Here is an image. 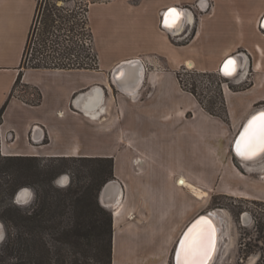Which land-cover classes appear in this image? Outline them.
Masks as SVG:
<instances>
[{
    "label": "rangeland",
    "instance_id": "rangeland-1",
    "mask_svg": "<svg viewBox=\"0 0 264 264\" xmlns=\"http://www.w3.org/2000/svg\"><path fill=\"white\" fill-rule=\"evenodd\" d=\"M90 1L108 3L112 0ZM201 1L193 0L189 4L183 5V8L190 11L192 21H185L180 33L182 35L175 36V34L163 30L173 36H169L173 40L171 43L187 46L177 51L165 50L161 41H151L152 33L148 35L146 32L144 38H141L139 34H143L142 29L137 30L132 24L124 22V16L123 21L119 20L118 15L122 14L119 4L113 7L114 14H109L104 8L94 7L91 11L94 36L91 50L93 55L98 54V58L100 57L102 60L135 54H158L157 57L165 55L167 57L164 59L163 66L166 69H172L173 60L183 62L188 59L193 61L191 68L183 66L176 72L180 73L183 86L186 90L194 89L198 94L199 101L213 112L211 115L218 116L222 122L227 124V103L231 107H239L264 93V90L260 89L257 84L254 85V81L258 80V76L255 77V75L264 72V29L260 26V21L264 17V0H205L206 5L203 8ZM65 4L61 1L58 2V6ZM69 6L67 5V7ZM197 30H199L203 41H192ZM56 47L53 46L48 52L55 50ZM50 53L55 55V52ZM235 54L242 55L244 66L235 76L229 75L226 79L219 73L220 64L226 57ZM26 64H30V62L28 61ZM153 66L148 65L149 70L154 68ZM27 67L28 65L24 68ZM253 85L254 87L250 88ZM170 86L168 83L165 86H160L150 100L145 99V102L139 105L124 107V115L117 128L119 130L122 127L130 134H126L118 143L115 141L117 133L100 134L96 127L89 128L88 132L79 136L82 139L77 137L78 139L75 141L77 144L86 146L87 150L114 154L112 155V157L116 156L113 160L114 172L117 169L118 173L123 174L127 179L126 183L129 187L128 190L125 189L127 208L123 216H126L131 222L125 227H119L116 235L114 234L113 264H153V260L148 258L159 249L162 243L168 241L171 228L169 218L166 221L164 219L161 223L156 221V217L163 216L164 209L168 207L149 206L147 200L159 193L165 194L162 195L164 200L169 199L170 183L166 180L168 173L172 172V177L175 179L180 174H186L191 166L192 169L195 168V164L190 163L192 159L185 157L184 147L180 151V143L183 144V142L180 140V135L177 134L183 127L178 121V110L190 106L191 102H194L189 96L185 97L177 91L168 89ZM164 88L165 91H163ZM188 93L194 97L190 92ZM14 94L27 102H34L38 98L37 89L26 85L23 82V76L15 86ZM195 100L197 99L195 98ZM17 111L19 108L12 109L7 113V123L16 122L19 119L20 114L14 117ZM186 114H188V118L193 115L191 108L187 110L185 116ZM26 116L29 115H26L25 112ZM57 121L67 122L75 128L79 122L78 119L68 116ZM220 125L223 126V124ZM240 127L239 125L235 127V134ZM234 133L233 135L228 134L231 154L233 153L231 141L235 136ZM2 153L0 142V223L5 232L4 240L0 243V255L4 254L2 252L6 245V236L10 235V238L14 239L17 237L13 223L8 220L9 211L17 210L21 215H26L32 212V209H35L44 198L43 186L40 184L41 174L47 173L51 176V183H47V187L63 190L72 184L74 186L87 185L90 181L89 171L93 165L97 164L86 160L68 161L66 163L68 166L62 168L63 161L60 159L39 158L36 164L33 163L36 166L32 171L27 172L25 170L27 167L25 168L22 163L5 160ZM261 158L249 164L255 165L262 160ZM232 162L237 168L236 178L230 182L234 186L235 196L214 194L203 202L202 211L199 214L213 212L219 217L216 222L219 223L221 233L218 250L212 264H258L261 256H264V246L257 240V231L252 217L255 215L257 219L263 218L264 202L254 198H245L244 192L258 193L262 191L264 193V189L249 190L244 185L247 178L243 167H246V164L234 157ZM207 169L204 166L205 172H208ZM254 177H259V175ZM111 180H115V178L113 177ZM23 187L31 190L32 199L30 204L25 207L18 206L13 200L15 193ZM12 189L14 190L12 191ZM150 193L153 194L150 195ZM140 199L144 202L140 206H133L135 203L138 204ZM96 200L100 207L112 215L111 208H115L117 205L115 201H113V206L109 207L107 204L111 202L110 200L106 205L103 203L104 206L99 203L98 194ZM132 206L138 210L133 209V214L127 215L129 210H132ZM141 217L145 218L141 230L146 232L141 231V234H138L135 229H130L129 225H134ZM71 219L72 212L69 211L65 214L63 221L66 223ZM1 233L3 232L0 228ZM43 235L48 247L54 251L51 246L52 237L48 232H44ZM177 238L169 239V244L164 246V251L152 256L156 264H172V251ZM61 247L62 252L65 253V264H70L73 257L82 260L84 258L82 254H85L86 258L84 259L87 264H100L93 257V254L101 249L100 246L90 249L85 244H81L77 248L64 244ZM53 254L55 253L50 255ZM18 262L20 261L13 256L4 255L1 264H16ZM42 264L59 263L56 257L52 256L48 263L43 262Z\"/></svg>",
    "mask_w": 264,
    "mask_h": 264
},
{
    "label": "crops",
    "instance_id": "crops-1",
    "mask_svg": "<svg viewBox=\"0 0 264 264\" xmlns=\"http://www.w3.org/2000/svg\"><path fill=\"white\" fill-rule=\"evenodd\" d=\"M191 1L193 0H112L108 3L94 2L90 5L89 21L91 25V11L94 7L104 8L109 14H114L112 12L115 11L113 7L119 4L122 11V14L118 15L119 20L123 21L124 16V22L132 24L137 30L142 29L144 35L139 34L141 38H144L146 32L148 35L152 33V36H150L153 37L151 41H161L165 50L177 51L187 46L171 43L173 40L170 37L173 36L164 32L160 27L162 13L169 7L183 8L185 3L189 4ZM36 3L37 0H0L1 151L9 156L112 158L114 160L116 156L112 157L114 154L111 152H93L85 149L86 146L75 143L77 137L88 132L89 128L96 127L100 134L117 133L115 141L118 143L122 137L130 134L128 130H124L122 127L119 130L117 128L121 124L124 107L139 105L145 102V99L150 100L160 86H165L166 83L170 84L171 86L168 89L177 91L185 97L189 96L194 102H191L190 106L178 110V121L183 127L177 134L180 135V140L183 142V144L180 143V151L184 147L185 157L192 159L190 163L195 164V168L192 169L191 166L186 174H180L175 179L172 177V172H169L166 177L167 182L170 183L169 199L164 200L162 195L165 194L159 193L150 197L147 203L149 206L161 205L168 207L164 209L163 216L156 217L157 220H155L161 223L164 219L166 221L169 218L171 228L169 239L178 237L175 242L176 245L186 226L193 217H196L202 211V204L205 200L214 194L228 196L235 194L234 186L230 182L233 178H236L237 168L232 162V158L236 157L234 152L232 154L230 152L228 134L233 135L236 126H242L255 112L264 109V106H262L264 105V93L258 98H253L247 103L241 104L239 107H231L227 103L226 112L229 123L226 121L227 124H225L218 116L208 113L194 97H191L188 92L181 88L176 72L183 66L192 67L193 61L191 62L188 59L183 62L173 60L172 69H166L163 66L164 59L167 57L163 54L166 53L162 54L163 57H157L158 54H135L115 57L110 60H102L100 57L98 58L97 54V65L93 69L64 70L21 67L22 53ZM189 14L190 19L187 22L192 21V15ZM181 31L173 34L180 36L182 35L180 34ZM192 41H203L199 30H197ZM132 59H140L149 65L156 66H153L154 68L150 70H144L138 65L128 64L115 74L114 68L118 64ZM256 70L258 69L256 68ZM19 74L23 76V82L26 85L37 89L38 98L36 101L27 102L19 96H15L14 89ZM256 76H258V80L254 81V85L257 84L260 89L264 90V72L262 71ZM163 91H165V88ZM92 95H94L93 100H91ZM17 108H19V111L16 112V115L14 114V117L20 114L19 119L13 123H7V113ZM190 108L194 116L191 115L188 118V114L185 116V113ZM25 112L29 116L25 117ZM66 116L79 120L76 128L67 122L57 121ZM220 124H223V126ZM6 133L7 135H5ZM235 136L231 141V150ZM261 159L255 165H250L252 164L250 163L243 167L247 178L244 185L249 190L253 188L256 190L264 189V177H262L264 156ZM204 166L208 168V172L203 170ZM255 175H259V177H254ZM113 177L122 188V196L118 199L115 207L118 208L117 214H114L115 208L112 209V253L113 238L117 229L125 227L131 222L126 216H123L127 208L125 194V189H129L126 183L127 179L123 174L118 173L117 169L114 172V167ZM188 185L200 191H206L209 198H197ZM106 191L105 197L110 200L114 189L110 187ZM152 194L150 193V195ZM244 194L246 195L245 198L264 200L262 191L258 193L245 191ZM142 202L144 201L140 199L138 204L135 203L133 206H140ZM133 206L127 215L133 214V209L138 210ZM143 220L145 218H139L136 221L137 223L129 225L131 226L130 229H135L139 234L143 231L141 230V226H144ZM150 230L153 232L152 229ZM151 234L154 235V233ZM169 239L159 246V249L152 255L153 257L164 251V246L169 244ZM152 256L148 259L153 260V264H156ZM112 257L111 264H113Z\"/></svg>",
    "mask_w": 264,
    "mask_h": 264
},
{
    "label": "trees",
    "instance_id": "trees-1",
    "mask_svg": "<svg viewBox=\"0 0 264 264\" xmlns=\"http://www.w3.org/2000/svg\"><path fill=\"white\" fill-rule=\"evenodd\" d=\"M66 3L58 6V2ZM90 0H37L33 19L24 45L21 67L28 65L35 69H93L97 65V54L93 55V34L89 21ZM67 5H70L67 7ZM66 6V7H65ZM53 43V44H51ZM53 46L56 49L49 51ZM50 52H55L52 55ZM83 53V55H81ZM46 54V55H43ZM30 64H26V62ZM19 74L16 85L20 79ZM177 78L182 89L180 73ZM15 85V86H16ZM199 101L194 89L186 90ZM199 103L204 109L213 112ZM212 112V113H211ZM2 110H0V119ZM40 157H5L8 161H17L31 172L36 166L33 163ZM63 161L65 168L68 161L86 160L97 163L89 171L90 181L85 186H68L63 190L47 187L51 183V176L41 174L44 198L32 212L21 215L17 210L9 211V218L16 229L17 237L6 236L3 257L13 256L20 262L16 264L48 263L50 257L55 256L59 264H65V253L61 245L77 248L81 244L91 249L100 246L101 249L93 254L96 262L111 264L112 256V216L97 203V194L102 186L113 179L112 158H56ZM30 175H32L30 173ZM14 189H12L13 191ZM72 212V219L64 222L67 212ZM257 240L264 244V224L257 222ZM44 232L52 237L54 251L48 247L44 239ZM97 245V246H96ZM96 249V248H95ZM91 251V250H90ZM95 251V250H93ZM55 253L52 256L51 253ZM74 254V253H72ZM85 255V254H84ZM82 254L84 258H86ZM90 256V255H86ZM83 258V259H84ZM73 257L70 264H87L84 260ZM264 264V256L258 261Z\"/></svg>",
    "mask_w": 264,
    "mask_h": 264
},
{
    "label": "water",
    "instance_id": "water-1",
    "mask_svg": "<svg viewBox=\"0 0 264 264\" xmlns=\"http://www.w3.org/2000/svg\"><path fill=\"white\" fill-rule=\"evenodd\" d=\"M201 5L203 8L206 5V1L202 0ZM173 9H178L182 13L183 15L182 25H184V20L186 18L185 17L186 10L189 11L188 9L180 8V7H169L163 11L160 27L162 30L170 32V33H175L174 32L175 30L170 26V23H169V15L172 13ZM263 24H264V17L261 19V24H260L262 29H264ZM240 58H241L240 54H235V55L226 57L221 63V66L219 67L220 75L226 79H228L229 75L235 76L236 73L240 69L239 66L237 68V64L239 65ZM228 63H231L232 65L231 69L229 70L226 68V65ZM128 64H132L134 66L138 65L142 69H144L142 61L140 59H132V60L125 61V62L118 64L114 68L115 74L117 73L118 70L125 68V66H127ZM263 111L261 110L257 111L254 115L248 118L247 121L243 124L237 136L235 137V140L233 143L232 150L234 153L236 151H238L239 153L240 142L242 140L243 135L248 134V132L246 131L251 121L257 115H261ZM110 187L114 189L113 199L115 201V204H117L118 199L122 196V188L120 184L116 180H110L100 190L99 201L101 204H102V196H105V192L107 193L106 190ZM25 190L29 191L30 194L26 193L24 200H20L19 194ZM30 197H31V190L24 187V188L19 189L16 192L14 200H15V203L17 204H24L25 202L29 200ZM102 206L104 205L102 204ZM210 216H211L210 212L199 214L196 217H194L190 221V223L186 226L181 236L179 237L178 242L173 251L172 264H210L211 263V260H212L211 258L213 256L214 248L218 240H217V233H216L217 228L212 223ZM0 227L3 232V235L0 238V243H1L2 240H4L5 232H4L3 225L1 223H0Z\"/></svg>",
    "mask_w": 264,
    "mask_h": 264
},
{
    "label": "bare ground",
    "instance_id": "bare-ground-1",
    "mask_svg": "<svg viewBox=\"0 0 264 264\" xmlns=\"http://www.w3.org/2000/svg\"><path fill=\"white\" fill-rule=\"evenodd\" d=\"M189 13H190V11H187L186 12V16H185L186 18L184 20V23H185V21H187L188 19H190L189 18L190 17V14ZM182 18H183V15L180 12V10H178V9H173L172 13L169 15V23H170V26L175 30V32H179L182 29V26H183L182 25ZM263 27H264V24H263ZM243 61L244 60H243L242 55H241V58H240V61H239V65L237 64V68H238V66H239V68H243L242 67ZM231 66H232L231 63H228L226 65V68L229 70V69H231ZM93 99H94V95L91 96V100H93ZM263 110L264 109H261V111H263ZM262 114H264V111L262 112ZM262 114L261 115H257L253 119V120H256V123L254 125H252L251 128H250V125L248 126V129L246 131V132H248V134L243 135V137H242V140L240 142L239 153H238V151L235 152V157L238 160H240L243 163H245V164L253 163V162L257 161L258 159H260L264 155V145H262L261 144V141H260V125L262 123H264V122H262L260 119H257V118L261 117ZM253 120L251 121L250 124H252ZM243 124H242V126H243ZM240 129H239V131H240ZM237 134H236V136H237ZM262 177H264V174H263ZM177 182L179 184V181H177ZM188 187H189V189H191V191L195 194V196L197 198L203 199V198H207L208 197L206 191H200L199 189H197V188H195V187H193L191 185H188ZM25 191H23V192H21L19 194V199L20 200H24L26 193L30 194L29 191H26V192ZM112 193H113V195H112V197H110V201L111 202H109V200H104V199H106V197L105 196H102V204L104 203L106 205V203L109 202L107 204V206H109V207H112L113 206L114 192H112ZM111 209H113V207ZM117 211H118V208H115L114 209V214H117ZM210 213H211L210 219H211L212 223L217 228L216 233H217V240H218V242H216V245H215V248H214V252H213V256L211 258L212 260H211V263L210 264H212V262H213V260H214V258L216 256L217 250H218V246H219V235L221 233V229H220L219 223L216 222L217 221V218H219L218 215L216 213H213V212H210ZM2 235H3V233L0 234V238L2 237Z\"/></svg>",
    "mask_w": 264,
    "mask_h": 264
},
{
    "label": "flooded vegetation",
    "instance_id": "flooded-vegetation-1",
    "mask_svg": "<svg viewBox=\"0 0 264 264\" xmlns=\"http://www.w3.org/2000/svg\"><path fill=\"white\" fill-rule=\"evenodd\" d=\"M254 114H255V113H254ZM254 114H253V115H254ZM238 131H239V130H238ZM238 131H237V133H238ZM237 133H236V134H237ZM2 155L5 156V157H22V156H9V155H5V154H3V153H2ZM23 157H37V156H23ZM40 158H41V157H40ZM106 183H107V182H106ZM106 183H105V184H106ZM105 184H104V185H105ZM104 185H103V186H104ZM103 186H102V187H103ZM23 188H24V187H23ZM101 189H102V188H101ZM101 189H100V190H101ZM15 194H16V193H15ZM99 194H100V191H99ZM99 194H98V201H99ZM234 196H235V194L231 195L230 197H234ZM14 197H15V195H14ZM14 197H13V200H14ZM31 200H32V199H31V197H30V199H29L26 203H24V204H17V203H16V204H17L18 206H23V207H25V206H27V205L30 204ZM255 200H258V199H255ZM260 201H261V202H264V200H260ZM255 202H256V201H255ZM14 203H15V201H14ZM99 203H100V201H99ZM262 217H263V218H260V220H261V223L264 224V215H263ZM243 218H244V217H243ZM252 218H253V221H254L255 230H257L256 225H257V222H258L259 219H257L255 215H254ZM262 245L264 246L263 243H262Z\"/></svg>",
    "mask_w": 264,
    "mask_h": 264
},
{
    "label": "snow or ice",
    "instance_id": "snow-or-ice-1",
    "mask_svg": "<svg viewBox=\"0 0 264 264\" xmlns=\"http://www.w3.org/2000/svg\"><path fill=\"white\" fill-rule=\"evenodd\" d=\"M260 119L262 122H264V114H262L261 117L257 118ZM256 123V120H253L252 124H250V128L252 127V125H254ZM260 141L261 144L264 145V123H262L260 125Z\"/></svg>",
    "mask_w": 264,
    "mask_h": 264
},
{
    "label": "built area",
    "instance_id": "built-area-1",
    "mask_svg": "<svg viewBox=\"0 0 264 264\" xmlns=\"http://www.w3.org/2000/svg\"><path fill=\"white\" fill-rule=\"evenodd\" d=\"M142 61V60H141ZM142 64H143V66H144V70H149V68H148V63H146L145 61H142ZM0 142H1V135H0Z\"/></svg>",
    "mask_w": 264,
    "mask_h": 264
}]
</instances>
